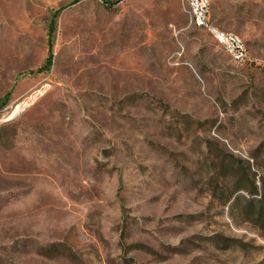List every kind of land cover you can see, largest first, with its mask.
I'll return each instance as SVG.
<instances>
[{
    "label": "rangeland",
    "instance_id": "1",
    "mask_svg": "<svg viewBox=\"0 0 264 264\" xmlns=\"http://www.w3.org/2000/svg\"><path fill=\"white\" fill-rule=\"evenodd\" d=\"M210 20L248 61L186 0H0V264H264V0Z\"/></svg>",
    "mask_w": 264,
    "mask_h": 264
},
{
    "label": "built area",
    "instance_id": "2",
    "mask_svg": "<svg viewBox=\"0 0 264 264\" xmlns=\"http://www.w3.org/2000/svg\"><path fill=\"white\" fill-rule=\"evenodd\" d=\"M209 1L211 0H186L191 12H197L199 28L206 30L219 46H225L228 54H233V58L240 59L244 63L249 60L245 43L238 38L227 37L219 34L211 25Z\"/></svg>",
    "mask_w": 264,
    "mask_h": 264
},
{
    "label": "bare ground",
    "instance_id": "3",
    "mask_svg": "<svg viewBox=\"0 0 264 264\" xmlns=\"http://www.w3.org/2000/svg\"><path fill=\"white\" fill-rule=\"evenodd\" d=\"M212 1H209V8H211V4H212ZM188 5V3H187ZM188 8H189V5H188ZM211 11V9H210ZM191 18H192V21L193 23L195 24L196 27L199 28V23H198V19H197V12H191ZM212 27L215 28V30L219 33V34H224L226 35L227 37H232V38H238V39H241L239 36L235 35V34H232V33H225V32H222L220 31L216 26H214L212 23H211ZM227 54H228V51L225 50V46H220ZM233 60H235L236 62H239V63H244L242 60L240 59H236V58H233V54H228Z\"/></svg>",
    "mask_w": 264,
    "mask_h": 264
},
{
    "label": "trees",
    "instance_id": "4",
    "mask_svg": "<svg viewBox=\"0 0 264 264\" xmlns=\"http://www.w3.org/2000/svg\"><path fill=\"white\" fill-rule=\"evenodd\" d=\"M51 65H52V45H50V48H49V57L46 63V68L49 70Z\"/></svg>",
    "mask_w": 264,
    "mask_h": 264
}]
</instances>
